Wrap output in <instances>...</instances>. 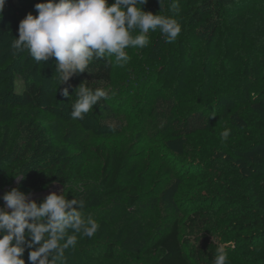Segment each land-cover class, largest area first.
Wrapping results in <instances>:
<instances>
[{
    "label": "rangeland",
    "instance_id": "1",
    "mask_svg": "<svg viewBox=\"0 0 264 264\" xmlns=\"http://www.w3.org/2000/svg\"><path fill=\"white\" fill-rule=\"evenodd\" d=\"M40 2L43 0H6L8 5L4 8L10 7L16 17L8 15L9 12L6 17L0 16V31L8 30L0 32V56L15 51L11 44L18 38L17 31H11L8 24L15 23L18 29L20 20L26 14L37 15L34 5ZM217 4L225 11L222 16L226 22L222 20L219 24L213 41L206 45L207 32L197 29V34L200 33L198 39H193L187 46L190 47L197 41L198 55L194 66L193 59L188 57V50L180 58L181 62L175 59L174 63L178 74L183 73L175 81L181 82L180 91L182 83L188 82L185 77L190 78L195 73L198 75L202 67L205 68V75L211 78L214 69L220 77L222 75L221 80L226 78V82H222L224 88L220 87L221 83L216 88V95L220 96L218 108H227L223 120L221 115L216 118L208 117L211 122L204 127L203 122L200 125L196 117L189 123L186 131L172 128L162 130L159 124L165 119L166 115L161 112L166 105L161 100L167 97L163 83L149 82L142 86V90L133 85L130 96L126 94L116 104L100 106L99 115L103 117V126L96 131L95 125L89 131L75 127V135L78 134L75 139L80 144L75 149L62 152L63 161L67 160L68 163L60 176L47 177L46 171L40 172L39 175L46 176L42 180L43 187L31 191L22 188L21 179H17L20 175L13 176L0 189V197L12 188H18L30 194V199L39 204L49 193L59 194L63 191L66 198L85 202V219L91 218L99 224L95 234L97 240L105 241L110 236L120 239L126 237L128 232L124 231V223L130 219L144 225L148 223L147 231L155 230L157 233L177 220L181 226L184 252L192 264H199L195 256L197 249H214L217 253V248L221 245L225 246L228 264H264V241L257 239L256 230L249 228L245 222L253 220L256 214L264 215V139L260 136L264 132V0H219ZM187 11V7L179 9L183 14ZM184 48L182 46V52ZM138 49L134 48L133 52L136 53ZM216 49L219 52L226 51L217 57L201 54V51L211 53ZM18 53L24 56L19 68L22 69L23 64L27 63V77H38V70L35 65L32 66L35 60L28 51L25 49ZM205 57L206 61L202 64ZM114 64L119 70L126 72L125 65L121 67L116 61ZM194 77L196 76L193 79ZM52 79L50 83L53 85L54 78ZM199 81L200 79L194 83H200ZM240 89L244 94L240 93ZM242 102H246L248 106L243 113L240 109L243 106L238 108L236 105ZM25 109L22 114L28 112ZM231 109L234 110L230 113ZM30 111L33 113L21 121L28 124L29 133L35 129L44 133L49 126L54 134L57 132L60 135L61 132L57 131L59 126L56 125L60 124L59 120H54L44 110ZM215 112L213 110L212 114ZM247 114L253 115L258 121L260 130L241 123ZM127 123L134 127L135 135L129 143V158L120 179L133 181L138 186L140 200L135 206H129L124 196L105 194L100 183L101 164L91 152L92 144L102 141L107 142L112 151L118 149L125 140L124 125ZM181 123L179 120L175 126H181ZM215 123L219 135L214 140L215 133L211 134L206 129L214 128ZM107 124H110L111 129L104 127ZM73 128L66 126L62 132L73 133ZM225 129L230 130L227 140L221 137ZM245 129L251 130L250 138H246ZM195 131H202L207 135L202 143L200 139L192 143ZM169 133L174 136L165 138L172 135ZM189 133L192 134L189 136ZM54 134L44 135L53 137ZM79 163L82 168L76 175L74 167ZM0 204L4 205L2 199ZM199 209L212 213V217L218 219V228L207 241L205 236H202L205 240L201 241V234L187 228L185 224V220ZM246 213L247 216L243 217ZM96 246V250H92L89 258H86L88 264H142L139 247L133 250L132 255H137L136 258L129 257L126 247L121 245V252L116 259L106 261L99 256L100 248Z\"/></svg>",
    "mask_w": 264,
    "mask_h": 264
},
{
    "label": "trees",
    "instance_id": "2",
    "mask_svg": "<svg viewBox=\"0 0 264 264\" xmlns=\"http://www.w3.org/2000/svg\"><path fill=\"white\" fill-rule=\"evenodd\" d=\"M218 1L161 0V4H159V0H147V3L142 6V10L176 19L181 26V33L176 41L167 43L159 29L156 31L150 30L147 33L149 43L146 47L139 48L138 53H134V48L131 47L126 50L131 57L130 62L125 65L126 72L119 70L115 66L114 56L106 57L102 60L93 59L86 72L70 77L67 84L58 85L59 81L55 72L54 57L45 62L37 63L35 61L32 63V66L35 65L38 70L39 75L38 77H27L28 75L25 71L28 69L27 63H22L23 68H19L24 59L22 54L19 55L18 52L14 51L0 56V189L16 175L22 176L20 184H22V188L25 187L29 191L42 188V180L46 176H60L62 174L61 171L65 170L68 163L67 160L63 161L62 152L75 149L80 144L75 139L78 136V134L75 135V130L79 128L82 131H89L95 125L96 131L98 127L103 126L101 123L103 117L99 115L100 106L111 103L116 104L120 99L125 98L126 94L130 96L134 87L141 89L143 85L149 82L163 83L162 87L166 88L167 92L165 94L167 97H164L165 100H161V103L166 105L161 113H164L166 116L159 124L160 129L172 128L177 131H180V129L181 131H186L189 123L196 117L199 119L200 125L203 122L204 127L211 122L209 118H216L221 115V120H223L225 117L224 112L227 108H218L220 96L216 95L218 91H216V88L220 83V87L222 88L224 85L222 82H226V78H224V81L221 80L222 75L220 77L216 69L212 71L213 77L211 78L205 75V68L202 67L203 69L199 71L198 75L197 73L193 75L196 76L194 79L193 76L190 78L185 77L188 82L182 83L183 88L180 91L181 82L176 83L175 81L179 76L182 77L183 73L178 74L177 65L174 63L175 59L180 61V58L188 50V57L193 59L194 63L192 64L194 66L198 55L197 41L190 45V47L187 46L192 43L193 39H198L200 33L197 34V29H203L207 32L205 35L206 45L213 41L214 35L219 30L218 26L224 18L222 14L225 12L218 6ZM112 2L113 0H108L109 4ZM173 3L176 4V8H172ZM6 5L8 3H5ZM180 7H187V13L183 14L179 12ZM7 8H4L2 15L6 17L9 12L8 15L15 18L14 11H11L8 6ZM223 22L226 21L223 20ZM8 27L13 32L17 31L16 34L18 35L15 23H9ZM0 32H8V30L3 29ZM138 34L139 30L133 33V35ZM182 46L185 47L184 52L181 50ZM225 51L219 52L216 49L211 53L201 51V54L203 56H210L212 54L214 57H217L219 56L218 54ZM204 60L206 61V57L203 58L202 64H204ZM51 77L54 78L53 85L50 83L53 80ZM199 79L200 83H194ZM246 79L248 78L246 77ZM244 81L247 83V80ZM81 83H85L93 89L103 88L109 92V97L106 100L101 99L93 107V110L85 115L84 119L79 120L73 119L70 113L71 105L76 100L74 89ZM249 85L253 86L254 84ZM63 88H68L69 96H72L70 99L61 94V89ZM241 91L240 89V93H242ZM243 91L245 92V89ZM245 93L249 94L248 91ZM236 105H238V108L241 105L243 106V108H240L242 113L248 107L246 102ZM24 108L28 112L22 114ZM35 109L44 110L54 120H59L61 125L56 124L59 126L58 133L61 132L59 136L57 132L54 134L49 126L44 133L40 129H35L29 133L28 124L21 121L25 116L33 113L30 110L34 111ZM213 110L216 111L215 114H212ZM233 110L231 109L229 112L231 113ZM207 119H209L208 123L206 122L208 121ZM179 120L182 121V125L175 126V123ZM242 122L250 127L254 126V129L260 130L258 121L255 120L253 115L247 114L241 120ZM62 124L64 125L62 126ZM64 126L74 127L73 133L64 130L62 132V129L65 128ZM124 126L125 140L118 149L115 148L112 151L109 144L102 141L93 143L91 152L101 164L100 183L103 186L105 194L107 196H124L129 206H135L140 200L138 186L133 181L120 179L129 158V143L134 139L135 135L132 125L127 123ZM104 127L107 130L111 129L110 124L104 125ZM215 127H217L216 123L214 128L206 129L211 134L215 133L214 140L219 135ZM45 133H52L54 135L53 137H48L44 135ZM201 133L202 131H195L193 133L194 139H192V143H195V140L199 139L201 143L203 142L207 135ZM244 133H246V138H250L249 136L252 132L245 129ZM169 134L172 135H167L165 138L174 136L173 133ZM190 134L192 133H189V136ZM200 134L201 138H199ZM260 136L264 139L263 131L260 133ZM81 144H84V142L81 141ZM58 164H60L59 167ZM81 168V163L74 167L76 175L79 174ZM43 171L47 172L45 177L39 175ZM247 214L243 215V217L247 216ZM217 220L216 217H212V213L199 209L185 220V224L187 228L201 234V241L205 240L204 236L207 241L208 237L214 234L218 228ZM245 222L249 225V228L256 230V238L264 241V215L256 214L253 220H246ZM124 224V231L128 233L122 239L110 236L104 241L95 239L96 235L93 239L77 234L76 246L69 247L64 252L65 264H88L86 258H89L88 256L92 250H96L95 245H97V248H100L99 256L106 261L116 259L117 254L121 252V245H123L126 247L129 257L132 256L134 258L137 255H132L133 250H137L139 247L141 253V257L139 258L142 264H192L184 252L181 226L177 220L172 221L167 228L161 230L159 233L155 230L147 231L148 223L144 225L130 219ZM69 234L73 233L70 231ZM216 254L214 249L203 251L202 248H199L196 250L195 256L199 264H214ZM27 257L28 250L23 255L25 264H29Z\"/></svg>",
    "mask_w": 264,
    "mask_h": 264
},
{
    "label": "clouds",
    "instance_id": "3",
    "mask_svg": "<svg viewBox=\"0 0 264 264\" xmlns=\"http://www.w3.org/2000/svg\"><path fill=\"white\" fill-rule=\"evenodd\" d=\"M5 3L0 0V16ZM146 3L147 0H113L111 4L108 0H43L34 5L36 16L28 13L20 20L18 38L11 47L16 52L26 49L37 63L54 57L58 85L86 72L93 59L114 56L123 67L131 59L126 49L146 47L150 30L159 29L167 43L176 41L181 33L176 19L142 10ZM172 8H176L175 3ZM137 30L139 34L133 35ZM74 93L76 100L70 115L79 120L101 99L109 97L105 89H93L85 83ZM61 94L72 97L68 88L61 89ZM229 135V129L221 133L224 140ZM0 199L4 201L0 206V264H25L26 250L29 264H65L64 252L76 246L77 234L92 238L99 229L95 220L85 219V202L67 199L63 191L49 193L39 204L18 188L5 192ZM214 264H228L224 245L217 248Z\"/></svg>",
    "mask_w": 264,
    "mask_h": 264
}]
</instances>
